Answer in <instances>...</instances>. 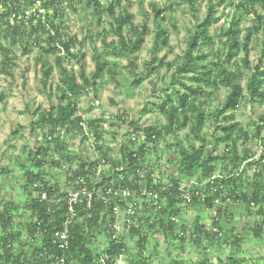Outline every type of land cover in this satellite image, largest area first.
<instances>
[{
	"label": "trees",
	"instance_id": "16d2710c",
	"mask_svg": "<svg viewBox=\"0 0 264 264\" xmlns=\"http://www.w3.org/2000/svg\"><path fill=\"white\" fill-rule=\"evenodd\" d=\"M79 1L0 0V74L13 78L12 70L19 66L16 61L19 56H15L11 47L17 46L23 56H28L37 49V56L41 60L44 56L46 57V61H41L39 84L40 89L47 94L50 103L47 109L36 106L34 109L36 119L27 127L18 124L13 132V137L24 139L23 131L28 129L34 146L28 142L24 143L21 148L23 158L18 156L19 161L11 160V166L0 164V182L16 169L21 179L19 187L24 194V199L19 202L12 199L3 201L0 198V243L5 246L9 241L14 242L13 249L17 252L15 256L14 252L4 249L5 253L0 256L1 264H22L23 262L31 264L29 252H32L33 258L37 255L38 248L36 238H31V241L27 239L28 236L33 237L37 228L44 232L42 243L53 249L50 243L53 232L59 228L63 229L62 223L68 212V193L75 189L73 179H68L64 188L54 178L49 177L50 173L53 174L51 170L59 168L58 161L53 159V156H60L62 160L70 162L79 160L80 168H82L89 158L84 155L82 157L72 155L67 150V142L80 134L82 143L89 141L88 137L92 140L94 153H97L96 160L104 159L111 163L113 169L121 162L124 165L122 172L116 171L104 177L103 182H109L122 175L124 183L129 185L136 179L134 169L137 166L144 167L149 173L158 170L160 161L158 153L163 139L171 136L176 142L178 132L188 128L185 134L187 145L181 146L180 142L177 143L175 163L183 177L194 178L199 184L195 183V186L186 189L191 196V201L184 202L182 196L184 188L181 186L189 184L181 185L176 179L163 183L158 178L157 188H165L162 190V195L165 194L168 197L167 202L158 212L153 211L147 204L137 206L139 222L132 226L129 232L133 238L131 247L126 244L124 235H120L118 240L114 241L104 230L103 224L110 216L108 214L111 213L110 209H106L98 199H93L88 205L87 199L81 197L80 201L74 205L76 217L68 226V249L54 248L59 255L64 254L73 264H94L101 254L107 256L109 262L114 263L116 257L126 253L130 256V264H149L146 255L147 252L149 253V238L144 230L155 228L170 232L171 237L178 241L180 248H184L187 241H191L197 247L202 246L200 256L202 260L199 264H212L207 258V247L204 243L216 241L219 236L211 232V228L202 222L198 215L195 216L192 230L186 224H179L178 227L177 207L181 203L198 209L214 208L216 213L211 220V225L219 231L222 227L221 220L226 218L227 221H231L230 218L233 217L234 210L230 208L232 205L230 206L229 203L233 204L232 207L245 204L247 209H253L257 216L248 230L252 236L260 238L264 231V182L262 179L264 112L253 122L251 135L236 121V113L242 102L246 100L245 96L253 104H264V0H206V11L201 20L197 19L199 0H167L162 6L151 3L149 7L151 16L154 18L153 28L149 27L147 20L140 25H135L133 14L128 12V5L123 6L122 0H109V2L84 0L91 8V15L98 22L103 16H107L111 21L109 27L115 38L110 43L105 42L109 50L107 53L110 52L109 54L116 58L125 56L128 59L126 66H122L115 60L109 62L107 59H102L101 54L95 51L93 53L95 71L90 75L82 66L79 67V72H74L69 65L64 64V59L66 63H69V60L82 63L85 58L82 52L84 39L78 41L76 36L69 35L67 32L69 27L64 21L69 18L66 15L67 8L75 9ZM181 6L189 8L194 24L183 54L170 63H165V57L157 60L156 56V51L162 48L172 51L169 28L162 23L167 13ZM226 8L233 9L228 20L223 19ZM40 9H43V12H39ZM116 9L120 10L116 11ZM219 9L223 11L218 12ZM245 19H250L251 23L241 27ZM217 24L219 25L215 26ZM171 25L176 30V25ZM151 32L154 34L150 50L152 59L143 64L145 66L143 70L136 72L137 52L142 47L144 37ZM259 35H262L261 52L256 63L252 65L250 60L252 44L258 40ZM218 42L220 45L218 49L216 48V52H211L215 59L208 62L209 54L205 52V49L216 47ZM239 53L242 56L237 58ZM116 67L128 70L131 86L140 87L148 76L158 74L157 67L168 71L166 73L169 75V80L157 83L154 78L150 79V86L154 87L153 92L158 85H160V92L153 94L156 101L149 99L143 103L141 111L135 117L122 112L115 115L111 123L110 121L107 123L105 115L84 116L81 113V97L89 95L90 89L96 96L99 85L103 82L118 83L120 72H114ZM54 68H58L57 80L52 78ZM107 75L109 80H104ZM221 89L226 91L224 100L213 110H204L203 106L208 105ZM9 95L11 96V91L0 89V104L4 103ZM53 97L56 98V103H52ZM95 101H97L96 98ZM154 113L162 116L163 124L158 121L149 124L145 122L147 119L145 117ZM143 123L145 126H142ZM207 123L214 124L212 131H219L218 135L211 134L213 135L211 141L203 132ZM82 124L86 126V131ZM124 126H130L135 132L141 130L144 134L142 143L133 142L128 137L129 132ZM117 127L121 128V132ZM111 129L117 130L119 134V136L115 135L119 138V143L118 151L114 155H110L112 151L103 146L105 135L113 134ZM122 129H125L124 132ZM252 139H256L260 144L261 153L256 160H250L240 169L242 163L252 156L248 146ZM210 143H213V146L223 143L225 149L223 154L215 155L216 150L212 145L210 146ZM217 157H221L219 159L221 165L226 166L229 171L220 170L221 174H219L215 170ZM253 168L255 171L250 177L249 184L252 185L249 187L247 184L249 176L246 174ZM217 173L220 177H216L212 185L204 183L210 176ZM88 184L90 188L98 187V185L93 186L92 179H89ZM243 184L246 188L239 189ZM129 186L132 189L139 188L133 184ZM43 195L44 198H42ZM227 197L230 198L229 202H226ZM55 199L59 201L56 202ZM216 199L218 203L215 202ZM136 202L138 203V200ZM251 203L254 205L252 206ZM27 211L29 214L26 213ZM177 227L180 232L176 234L174 231ZM232 232L234 241L241 243L243 237L240 232H236L235 229H232ZM97 236L99 239L102 238L100 243ZM223 241L227 242V240ZM24 246L32 250L25 252ZM255 256L264 258L262 253H254ZM227 258L233 263L237 262L235 256L231 255Z\"/></svg>",
	"mask_w": 264,
	"mask_h": 264
},
{
	"label": "rangeland",
	"instance_id": "374dc122",
	"mask_svg": "<svg viewBox=\"0 0 264 264\" xmlns=\"http://www.w3.org/2000/svg\"><path fill=\"white\" fill-rule=\"evenodd\" d=\"M123 6L128 5V12L133 14V23L135 25H140L147 20V23L150 28H153L152 22L154 18L151 16V9L149 5L155 3L157 6H162L167 0H122ZM103 2H109V0H103ZM206 0H199V7L197 12V19L201 20L206 11ZM76 9V10H75ZM75 9L67 8V14L69 18L65 19V24L68 29V34L76 36L79 40H83L82 52L85 54V58L82 63H76L74 60H69V63H66L64 59V64L70 66L74 72H79V67L82 66L89 74L93 71L94 68V59L93 53L95 51L99 52L102 56V59H107L109 62L114 60L120 62L122 66H126L128 59L124 56H118L117 58L107 53L108 48L105 45V42L110 43L115 36L110 31L111 21L107 16H103L101 21L98 22L94 16L91 15V8L88 7L84 0H80ZM120 9H116L119 11ZM222 9H219L218 12H222ZM233 13V9L226 8L224 10V20L230 19V14ZM221 20V22L223 21ZM194 18L192 17L191 11L187 6H181L174 10L173 12L167 13L166 19L163 21V25L169 28V41L172 51H167L166 49H159L156 51L157 60L161 57H165V63H170L173 59H177L183 54V51L186 47V41L189 36V33L192 31V26L194 24ZM251 20L245 19L241 23V27H246L250 25ZM176 25V30L171 25ZM219 24L215 25L218 26ZM153 32V31H152ZM149 33L144 37L141 49L137 52L138 69L136 72L141 71L145 68L143 64L152 59L150 50L152 48L153 33ZM103 33L105 35L103 36ZM104 38L106 40H104ZM262 35L258 36V40L254 41L252 44V50L250 53L251 64L254 65L260 56V40ZM220 43L216 44V47H208L205 49V52L209 54L207 56V61L210 62L214 60L213 54L211 52H216ZM213 49V51H212ZM78 50V49H77ZM11 51L18 57L17 64L18 67H14L12 73L14 77L9 78L3 74H0V89L7 92L11 91V96H8V99L4 103L0 104V164L9 165L11 160L20 159L22 157V145L28 142L31 146H34V142L29 135V130L26 129L23 131L24 139L21 137H13V132L17 128L18 124H21L25 127L29 125L30 122H33L36 118L34 109L36 106H41L43 109H47L50 105L49 100L47 99V94L40 89L39 79L41 78V61L45 60V56L41 60L37 56V49L31 52L28 56H23L20 53V50L17 46L11 47ZM223 55V54H222ZM242 56L239 53L236 57ZM1 59V55H0ZM46 61V60H45ZM206 62L207 64H209ZM157 61L155 62V64ZM58 68H54L52 78L54 80L58 79ZM158 74H153L141 84V86H131L129 84L130 76L128 75L127 69H114V72H120L118 75L119 82L113 83L108 81L104 82L98 90V94L93 95L92 89L89 90V95L85 96L84 101L81 102V113L87 117L94 116H104L107 123L113 121L114 116L121 114L122 112L126 113L128 116L135 117L142 108L143 103H146L147 100L156 101V97L153 94H158L160 92V85L158 88L150 86V79L154 78L155 82L162 83V81H168L169 75L165 68L157 67ZM95 70V69H94ZM243 71V70H242ZM170 72V71H169ZM244 72V71H243ZM109 80L108 75L104 77V80ZM131 81V80H130ZM187 81H189L187 79ZM244 85V82H242ZM92 92V93H91ZM225 90L221 89L211 100V102L203 106L204 110H213L215 106L219 105L225 97ZM98 97V98H97ZM95 98L97 101H95ZM244 100L240 106L239 111L236 113V121L239 122V125L243 127L249 135L253 128V122L256 121V118L264 112V104L259 105L258 103H251L248 97L245 96ZM89 99V100H88ZM52 103H56V98H52ZM88 101V102H87ZM89 103V105H87ZM28 104V105H27ZM145 122L149 123H164L162 116L159 113H154L152 115H147L145 117ZM109 119V120H107ZM214 124L207 123L203 132L207 135L210 141L212 140L211 135H218V130H213ZM117 129H119L117 127ZM112 130V129H111ZM38 132V131H37ZM113 134L105 135L106 139L104 140L103 146L112 151L110 155L117 153L119 138H116L115 135L119 136L117 130L111 131ZM121 132V128L119 129ZM188 132L187 129H181L178 132V139L175 142V138L171 136L166 137L160 143L159 156L160 161L159 168L156 171V175L162 180L163 183L171 182L172 179L178 180L181 185V188L187 189L195 186L196 181L194 178L186 179L183 177L175 163L176 153L178 150V142L181 143V146H186L187 141L185 140V134ZM41 137V136H39ZM80 139H71L67 142L68 148L71 151L76 150L79 155H84L86 157L92 156L93 147L91 144L87 145L81 142ZM168 144H170L168 146ZM176 144V145H175ZM214 147L216 150L215 155L220 156L225 151L223 143H219L216 146L210 143V146ZM249 149L252 151L251 158L244 161L241 166H246L247 162L250 160H256L261 153L260 144L256 139H252L248 143ZM170 147V148H168ZM264 151V150H263ZM262 151V152H263ZM17 156V157H16ZM18 156L20 158H18ZM60 157V156H58ZM218 161L215 163V170L219 174L221 171H229L226 166L221 165V157H217ZM55 159V156H53ZM19 161V160H18ZM161 166V167H160ZM222 166V167H221ZM245 168V167H244ZM241 169V167H240ZM253 169L247 172L248 177V186L251 187L252 184H249L250 177H252ZM53 174L50 173V178H54L61 187H66V178L62 172H58L57 169L51 170ZM18 171L15 169L13 172L9 173L6 178H4L0 183V198L3 201L12 199L19 202L21 199H24V194H22L19 187L20 176ZM262 179L264 182V172L262 174ZM196 184H199L197 182ZM246 188V185H242L239 189ZM229 205L233 206L232 203ZM228 205V207H229ZM178 206V205H177ZM230 207L234 210L233 217L230 218L231 221L227 219L221 220V235L216 241L205 242L204 245L207 247V258L212 264H264V258L255 256L254 253H262L264 255V231L260 238H255L252 236V233L248 230L257 219V216L254 214V210H248L245 204H240L239 206L234 205ZM26 209V208H25ZM177 209L179 213L177 214L178 220L176 221L179 227V224H186L190 226L191 230L193 224L196 220L195 216L198 215L201 218V221L204 222L210 228H216L211 225V220L216 213L214 208H193V206H187L181 203ZM250 211V212H249ZM21 212V213H20ZM19 213L22 214V211ZM29 214V211L26 212ZM181 213V214H180ZM26 218V217H25ZM180 218V219H179ZM135 224H138V217L135 218V221H132ZM176 228L174 233H179L180 230ZM232 229H235L236 232H240L243 237L241 243L234 241L232 238L233 232ZM126 231V230H125ZM148 235L149 241L148 248L149 253L147 252L149 264H199L201 262V250L202 246H196L191 241H187L184 245V248L179 247L178 241H175L170 232L161 231V228H155L151 230H144ZM127 232H124L122 235L125 236L126 244L130 247L132 246L133 238L129 235H126ZM175 236V235H174ZM99 239V236H97ZM102 239V238H101ZM101 239L98 242H101ZM171 239L173 241H171ZM223 240H227L224 242ZM97 242V243H98ZM134 243V242H133ZM96 245V243L94 242ZM102 244V243H101ZM235 256L237 262L233 261L228 256ZM117 264H130V256L126 253L116 257ZM220 258V259H219ZM181 260V263H180Z\"/></svg>",
	"mask_w": 264,
	"mask_h": 264
},
{
	"label": "built area",
	"instance_id": "2783aa9c",
	"mask_svg": "<svg viewBox=\"0 0 264 264\" xmlns=\"http://www.w3.org/2000/svg\"><path fill=\"white\" fill-rule=\"evenodd\" d=\"M142 126H145V124L143 123ZM82 127L84 128V131H86V126L84 124H82ZM124 128H127V131L129 132L128 137H130L133 142L142 143L144 134L141 130L135 132L130 126H124ZM124 130L122 129V132H124ZM84 133L86 134V132ZM80 138H82L81 134L74 139ZM88 140L89 141H86L85 144H91L92 146V140H90L89 137ZM67 150L72 155H79V152L77 153L76 150L71 151L70 148ZM79 156L82 157L83 155L81 154ZM88 158L89 159L85 162L86 164L80 168L79 160L70 162L62 160L61 157L55 156V160H57L59 164V168H57L58 172H62L64 174L66 181L68 179H73L75 189L74 191H69L68 193V212L65 221L62 223L63 229L60 230L59 228L53 232L52 240L50 241L53 249L42 243L44 234L43 230L37 228L33 237L28 236L27 240L30 241L32 240L31 238H36L35 241L38 248L37 255L33 256V258L31 257L32 252H29V260L31 264L35 262H38L39 264H73L72 261L67 260L64 254L59 255L56 252L57 250L54 248L60 250L68 249V226L76 217L74 205L80 201L81 197L87 199L88 205L91 204L93 199H98L102 204H104L106 209H110L111 213H108L110 216L106 218L103 228L106 230L107 234L111 235V238L114 241H117L119 236L124 232H127L126 235L130 232L134 224L132 221H135V218L139 215L137 206L141 207V205L147 204V206L152 208L153 211L158 212L164 207L165 202H167L168 197H166L165 194L162 195V190H165V188H157L159 176L156 175V171L149 173V171L144 167L137 166L134 169V178L136 177V179L134 180L133 178L134 181L129 183V185L133 184L135 186H139V188L132 189L129 185L124 183L122 175L118 178H113L109 182H103L104 177H108L116 171L122 172L124 169L122 162L113 169L111 163L106 162L104 159L96 160L97 153H94V149L92 151V156ZM252 171L254 172L255 168H253ZM216 177H220L218 173L210 176L204 183L212 185L215 182ZM89 179H92V182H94L93 186L98 185V187L90 188L88 184ZM187 192L188 191L184 189L182 193L184 202L191 201V196ZM196 194H198V192ZM137 196H140V198H137ZM42 198H44V195ZM229 199L230 198L227 197L226 202H229ZM136 200H138V203ZM55 201L58 202L59 200L55 199ZM215 202L218 203V200L216 199ZM251 205L253 206L254 204L251 203ZM210 231L214 232L218 236L221 235V231H219L218 228H211ZM13 246L14 242L11 241L6 243L5 246L0 243V256L5 253L4 249L14 252V255L16 256L17 252L13 249ZM28 250H32V248L24 246L23 251L26 252ZM1 262L2 259H0V264ZM22 264L26 263L23 262ZM94 264H117V260L115 259L114 263L109 262L107 260V256L101 254L98 256V259L94 262Z\"/></svg>",
	"mask_w": 264,
	"mask_h": 264
},
{
	"label": "crops",
	"instance_id": "0c3cea01",
	"mask_svg": "<svg viewBox=\"0 0 264 264\" xmlns=\"http://www.w3.org/2000/svg\"><path fill=\"white\" fill-rule=\"evenodd\" d=\"M95 63H94V68H93V71L92 72H94L95 70ZM92 72H89V74L88 75H90ZM102 86H104V82L103 83H101L100 85H99V89L102 87ZM84 98H86L85 96H82L81 97V102H82V100L84 101ZM87 99V98H86ZM89 100V99H88ZM88 102V101H87ZM87 105H89V103L87 104ZM169 145V144H168Z\"/></svg>",
	"mask_w": 264,
	"mask_h": 264
},
{
	"label": "clouds",
	"instance_id": "9594fccd",
	"mask_svg": "<svg viewBox=\"0 0 264 264\" xmlns=\"http://www.w3.org/2000/svg\"><path fill=\"white\" fill-rule=\"evenodd\" d=\"M39 12H43V9H40Z\"/></svg>",
	"mask_w": 264,
	"mask_h": 264
}]
</instances>
